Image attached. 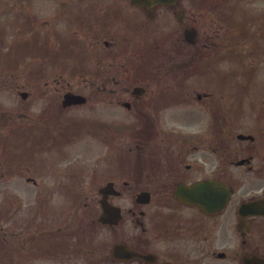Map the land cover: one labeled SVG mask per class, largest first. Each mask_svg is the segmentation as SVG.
<instances>
[{
	"label": "flooded vegetation",
	"instance_id": "1",
	"mask_svg": "<svg viewBox=\"0 0 264 264\" xmlns=\"http://www.w3.org/2000/svg\"><path fill=\"white\" fill-rule=\"evenodd\" d=\"M194 3L0 0L1 82L86 77L62 92L90 94L79 135L89 132L110 158L108 201L128 197L121 214L56 204L26 234L14 232L11 249L0 228V264H264V89L242 86L259 98L231 107L223 88L230 74L245 85L258 74L264 26L257 38L242 36L229 8ZM241 9L244 25L254 24ZM227 54L242 58L240 73H227L237 63ZM13 120L0 117V126Z\"/></svg>",
	"mask_w": 264,
	"mask_h": 264
},
{
	"label": "rangeland",
	"instance_id": "2",
	"mask_svg": "<svg viewBox=\"0 0 264 264\" xmlns=\"http://www.w3.org/2000/svg\"><path fill=\"white\" fill-rule=\"evenodd\" d=\"M202 6L200 8H231L230 5L234 4L236 6H247L250 10L248 18L250 19H260L264 15V0H199ZM255 5L254 8H252ZM263 6V8H261ZM36 8H43L40 4ZM233 11H228V23L237 31H240V28L242 26V19L241 15L243 13L244 9L240 8H232ZM251 32V31H250ZM243 35L247 34V30H243ZM249 33V32H248ZM247 51V48H245ZM251 51L248 53L250 54ZM238 58V59H237ZM227 60L228 62L231 63H236V66L233 64V66H228L227 68V73L232 72V69L239 70V73L241 72L239 65L242 62V58L239 55L235 54H227ZM239 60V61H237ZM38 63V62H37ZM231 67V69H229ZM233 71V73H236L237 71ZM258 74L249 75L248 76V85L244 84L245 80H240V79H234L236 75L230 74L228 75V78L232 79H225L223 88L226 93V100L228 104H233L232 106L235 105H240L238 103H242L240 106H248L244 105L245 102L253 101L254 99L257 100L259 98L257 95H249L246 96L245 92L242 91L244 88H241L242 86H251L253 88L256 87V90L261 91L264 89L263 87V81H264V64L259 67ZM237 74V73H236ZM50 81V83H49ZM57 81H60V83H57ZM217 81L219 83H222V81L218 78ZM217 81L215 82L217 84ZM17 82L20 87H23L25 85L26 87L23 90H26L28 93H30V98L28 99L27 102L22 103L21 99L17 96L16 91L11 90V88L7 87V84L4 82L3 83V88L2 91H0V115L11 112L12 110V103H17V108L16 109L19 113H23L24 115L19 114V120L17 121L18 123V133H20V130H26V125H31L29 127L32 128V130L35 129L37 126V122L44 123L46 115V111L48 110L47 107L45 106L46 101H56L58 98L61 99L62 97V91L63 87L61 88L58 84H67L68 82L74 85L75 87H79L78 84H85L86 83V78H80V77H62V78H54V77H43V76H19L17 77ZM45 82H48L50 85V93L48 94V97L45 95L44 96V89H45ZM81 82V83H80ZM23 84V85H22ZM8 88V89H7ZM55 88L58 89L55 90ZM2 92V93H1ZM100 113L102 111L101 108L96 109ZM120 109L116 108V111ZM91 109L87 107L83 108H77L75 110H70V112H67L66 114H73L74 117L79 116H90ZM127 112V111H126ZM244 113L247 112V110H243ZM182 114L184 116H187L190 114V107L188 108L185 106L182 109ZM49 116V115H47ZM121 116V114H119ZM15 128V127H14ZM3 132L6 135L5 138L7 139V143L5 144L6 147H10V138L12 134H14V129L13 127L9 128H3ZM87 138H83L82 140L78 141L72 148L77 149L81 148L83 150L87 149L90 147L91 141H83ZM44 141V140H42ZM24 140H19L18 141V146L19 149H17V155H15V158L17 159V168L14 172V175L12 173L6 172L4 173L3 177V185L2 187L0 186V208L1 206L10 207V199L13 197L14 199V205L12 208H9L11 212H17L19 213V218L18 220H10V219H0V227H4L8 231H12L14 228L15 223H19L20 227L19 230L22 233L23 229H25V224H26V217L23 216V214H28L31 211V208L33 206H36L35 203V198H38L39 195L37 194V191H40L42 194H45L42 192L44 189L49 184H54L56 182V179H54L50 173H48L45 169H40V170H34V169H29L27 168L29 165L34 163L36 156L31 154L29 151H26V146H22ZM26 143V141H25ZM78 146V147H77ZM71 149V148H70ZM72 149V150H73ZM77 151V150H76ZM35 153H43L41 155L42 158L48 157L49 152L46 153L41 152V151H35ZM4 154V153H3ZM76 155L80 156H75L72 157L68 160V162L75 161V164H84L85 168L83 171V175L80 179V176L78 178V183L75 185L72 182V172L74 170H77L78 173H80L79 169H68L66 170V176L64 175L62 167H57V170L61 172L60 175V180L61 182H64V178H66V181L69 180L71 182V185L74 186L76 189L75 191L80 195V197L85 200L88 199L89 204L83 207L84 210L83 212L86 211H94V212H101L100 206L98 204V199H99V194H98V189L101 186V184H104L107 182V179L109 175L104 176L105 172V163H103V168L102 172L100 174V177H92V171L94 169V164H93V158L91 155L86 158L84 157L80 152H77ZM102 157L99 156L98 160H100ZM3 169L4 163H2ZM1 175V173H0ZM104 176V177H103ZM16 179V181H15ZM32 179H35L37 182V186L33 184ZM16 182V184L14 183ZM39 183V185H38ZM49 189H46V192H48ZM68 196L71 195V190H68ZM44 198H41L39 200L42 209L45 208V202ZM115 203L124 207L128 204V197H121L117 198L115 200ZM71 211V206L66 207V212ZM16 218V217H15ZM17 219V218H16ZM8 238H10L9 243H5L8 246V249L12 248V239H11V234L8 232L7 233ZM21 258H23V253L21 252L19 254ZM25 259V258H23Z\"/></svg>",
	"mask_w": 264,
	"mask_h": 264
},
{
	"label": "water",
	"instance_id": "3",
	"mask_svg": "<svg viewBox=\"0 0 264 264\" xmlns=\"http://www.w3.org/2000/svg\"><path fill=\"white\" fill-rule=\"evenodd\" d=\"M81 100L84 101V99L83 98H80V97H75V96H72V95H68L67 96V101L68 102H71V101H81ZM102 204H103V207H104V211L105 212H109V211L119 212L120 211V209H118V208H114V207L107 206L105 202H103Z\"/></svg>",
	"mask_w": 264,
	"mask_h": 264
}]
</instances>
